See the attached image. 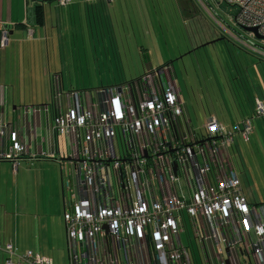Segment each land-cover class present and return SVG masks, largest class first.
Here are the masks:
<instances>
[{
  "label": "built area",
  "instance_id": "2783aa9c",
  "mask_svg": "<svg viewBox=\"0 0 264 264\" xmlns=\"http://www.w3.org/2000/svg\"><path fill=\"white\" fill-rule=\"evenodd\" d=\"M195 1L212 18L206 0ZM218 3L237 8L233 24L257 27L264 37V0ZM6 38L4 29L0 44ZM58 82L55 75L50 100L25 107L24 116L45 115L46 148L36 155L70 165L66 264H264V202L247 200L229 153L237 135L249 139L251 116L228 128L210 115L196 126L170 65L91 90ZM254 114L264 115L258 99ZM31 136L41 137L36 127ZM36 155L20 128L0 120V160L15 170ZM0 252L4 264H53L10 242H0Z\"/></svg>",
  "mask_w": 264,
  "mask_h": 264
},
{
  "label": "crops",
  "instance_id": "0c3cea01",
  "mask_svg": "<svg viewBox=\"0 0 264 264\" xmlns=\"http://www.w3.org/2000/svg\"><path fill=\"white\" fill-rule=\"evenodd\" d=\"M141 1V8L137 9L134 5L135 0H70V4L66 5H59L57 0L55 3L51 1L42 3L40 0H0V31L4 29L7 31L6 41L3 45L0 44V120L21 129V135L32 155H36L39 148H46L45 115L30 113L25 117L24 110L25 107L42 105L50 100V84L55 75H58V84L64 90L109 86L101 83L86 87L80 85L78 81L67 79L65 74L69 76V69L67 70L69 64L66 66L64 62H68V58L73 64L79 61L81 66L92 70L88 73L93 76L113 75V72L119 71L122 75L138 77L168 61L173 63L171 58H167L171 51L160 21L158 20L156 24L149 15L151 7L148 0ZM172 3L180 23L181 20L194 19L201 12L194 0H172ZM38 5L43 9L41 21L37 20ZM192 22L193 27L197 28L195 21ZM190 23L182 25L189 26ZM214 28L218 30L217 27ZM146 34L151 40H143ZM217 34V31L215 36L205 32L203 41L213 39ZM189 35L188 31V39L184 36V41L180 45L177 42L174 52L181 53V57L178 55L177 59L183 58L181 51L198 44L197 40L193 41ZM163 44L168 47L166 50ZM161 58L167 60L163 61ZM160 59L162 61H159ZM153 60L157 63L153 64ZM24 61L27 63H23ZM11 64L16 70L14 75H18L14 79L10 71ZM196 65L193 62L195 68ZM22 67L24 69L36 67L38 70L34 74L37 76L36 79L32 78L31 73H24L28 80L27 92L26 88L22 89L13 84L16 83L15 79L20 81ZM174 71L179 83L176 70ZM238 73L240 84L231 85L228 92L231 94L230 97L225 96L228 105L213 104L215 99L211 91L207 86L205 89L202 86L201 72L193 74L197 89L192 88V93L197 100L195 94H199L203 104L197 102L200 118L195 114L193 121L186 106L188 115L196 126L211 115L228 128L240 123L244 117L251 116L254 130L252 129V135L250 134L247 142L254 143L255 151L260 154L258 159L264 164V115L254 114L255 99L264 104V91L262 88L259 95L250 89V84L247 86L245 80L246 75L241 71ZM8 76L11 77L9 82L6 80ZM121 82L111 85H119ZM251 91L254 92V96L249 105L248 97ZM221 108L227 116L226 122L220 117ZM33 127H36L38 137L41 136L37 140L31 136ZM236 138L240 141L232 144V152L235 145L239 147V143L246 142L240 137ZM229 153L233 163L231 150ZM243 153L247 154L248 159L253 152L248 150ZM237 157H242V151H236ZM0 161V242L12 243L18 252L30 249L49 257L55 264V260L60 259L62 254L67 255L63 212L69 199L67 184L68 182L73 184L69 162L55 161L41 155L24 156L20 160L21 163L19 161L20 165L13 170L11 162ZM55 163L59 164V168ZM25 193H33L34 199H22ZM4 259L5 254L0 252V264H4ZM58 264H62L61 260H58Z\"/></svg>",
  "mask_w": 264,
  "mask_h": 264
},
{
  "label": "rangeland",
  "instance_id": "374dc122",
  "mask_svg": "<svg viewBox=\"0 0 264 264\" xmlns=\"http://www.w3.org/2000/svg\"><path fill=\"white\" fill-rule=\"evenodd\" d=\"M195 1V0H194ZM221 0H206L205 3L209 7H206L207 10L213 15L212 18L205 10L202 9V6L195 1V4L200 6L199 10L200 13L197 14L194 19H187V20H178V18L175 15V12L172 8V0H148V3L150 4L151 11L149 15H151L153 21L157 24L158 20L160 21L162 25V30L166 36L168 47L171 51V54H167V58H171L174 70H176L179 85L182 90L183 97L185 98L186 106L189 109V113L192 117V120L195 119V114L199 117L198 108H197V102L198 104L202 103V97L199 94H195V96L198 98H194L192 93V88L197 89L196 80L193 78V74H196L197 72H201V79H202V86L205 89V86L209 88V90L212 93V96L214 97L213 104H226L228 103L225 101V96L231 95L229 92V87L226 86V80L223 78V70L221 68L222 61L219 63L220 59V48H222V45L216 41L213 43L206 44L202 46V44L207 43L208 41L212 40H205L203 36L206 34H211V36H215V32L217 31L219 33L220 29L216 26L213 20H215L214 17H216L217 21L221 24L223 32L226 34V36L229 38L231 43H229V52L230 57L227 56L230 60L229 67L232 68L233 71H241L244 75H246V82L247 86L250 84V89H253L256 91L259 95L261 94V89L263 88L264 91V40L257 39L253 34H250V32L244 30L241 28V26H237L233 24V22L230 20L231 16H234L237 12V8L234 6H230L227 4H219ZM141 0H135L134 5L137 9L141 8ZM51 3H55V0L51 1ZM70 4V3H69ZM183 19V18H182ZM213 19V20H212ZM195 21L197 24V28L193 27V22ZM190 23L188 26H183L184 23ZM181 25L183 27V30H181ZM193 28H192V27ZM214 27H217L215 29ZM188 31L190 32L189 38H191L193 41L198 42L197 45L191 46L187 48L184 51H181L183 54L182 59H177L176 57L179 55L181 56V53L174 52L177 48V42L180 45L182 41H184V36L187 37ZM215 31V32H214ZM231 34L236 35L243 41H246L250 43L255 49V51H259L260 54L256 53L255 51H252L251 49H248L241 45L239 40H236ZM218 37H213V39H216ZM143 40H151V37L149 35L143 36ZM235 43V44H232ZM201 45L199 49L194 50L197 46ZM166 45L163 44V48L166 50L168 48ZM216 49V50H215ZM219 50V54H218ZM56 56L58 57L57 49L55 48ZM186 51V52H185ZM213 51L216 53H213ZM46 53V51H45ZM162 59V58H161ZM159 61H166L167 59H162ZM233 59L234 62L231 60ZM58 61V60H57ZM193 62H195L196 68L193 66ZM23 63H27V61H24ZM59 63V61H58ZM65 65L69 64V68L67 67V70L69 69L68 73L65 74V77L67 79L72 80L73 82L78 81L80 82V85L90 87V86H96L98 84H115L119 83L124 80H131L134 79L135 76L131 75H122L119 73V71L113 72V75L109 74H98V75H89L88 72L92 70H87L85 66H81L80 62L77 61L74 64L72 63V60L68 58V62H64ZM148 63V62H147ZM157 62L153 60V64H156ZM76 67H73V65ZM165 64V63H164ZM236 64V65H235ZM78 69V70H77ZM227 71L230 72V69L227 68ZM10 71L12 72V78L14 79L18 75H14L15 68L13 64L10 65ZM31 73L32 78L36 79L37 76L34 75L38 72V70L35 68L33 69H24L22 67V71L20 76V81L18 82L17 79H15L16 86H20L22 89H25L27 92V86H28V80L24 73ZM124 72V71H123ZM125 73V72H124ZM24 74V75H22ZM127 74V73H125ZM66 79V80H67ZM7 82L11 81V77L6 78ZM239 80V79H238ZM248 80V81H247ZM238 82V81H237ZM30 84H31V78H30ZM67 85V84H66ZM228 85L230 83L228 82ZM12 86V84H11ZM35 87V83L33 84ZM31 87V85H30ZM29 87V91L31 92L32 87ZM83 93L86 92V90H82ZM195 92V91H194ZM230 97V96H229ZM201 101V102H200ZM187 109V110H188ZM204 109V108H203ZM203 111V110H202ZM254 122V121H253ZM253 130H254V123H253ZM252 130V132H253ZM252 135V134H251ZM240 137V136H236ZM243 140V139H242ZM240 139L236 138L234 143L239 142ZM244 142V141H243ZM247 142V141H246ZM239 143L238 146H234L233 152L231 150V155L234 168L236 169L239 180L243 189V192L248 199V201L251 202H260L264 201V164L261 162V160L258 159L260 156L259 152L257 150L255 151L254 143L253 142H247V143ZM242 151V157L236 158V151ZM252 151L251 157L247 159V154L243 153L246 151ZM261 152V151H260ZM264 152V150H263ZM1 162V161H0ZM23 162V161H22ZM21 163V161H20ZM19 163V165H20ZM57 167L59 168V164L55 163ZM16 173V171L14 172ZM12 176V174H11ZM183 182V179H182ZM30 191V190H29ZM46 192H49V190H46ZM35 195L33 193L22 195V199H34ZM184 237V235H183ZM58 260H61L62 264L67 262V255H61L60 259L58 258L55 260V264H58Z\"/></svg>",
  "mask_w": 264,
  "mask_h": 264
},
{
  "label": "trees",
  "instance_id": "16d2710c",
  "mask_svg": "<svg viewBox=\"0 0 264 264\" xmlns=\"http://www.w3.org/2000/svg\"><path fill=\"white\" fill-rule=\"evenodd\" d=\"M36 13H37V20L41 21L43 19V9H42L41 5H38L36 7ZM0 35H1V31H0ZM218 35L222 38V39L218 40V42L222 45V48H220L221 55H220L219 63H220V61H222L221 68H222L223 74H224L223 78L226 80V86L230 87L231 85H235L236 83L240 84V80H238L239 79V73H238V71L237 72L233 71L232 68L229 67L231 62H230L229 58H227V56L231 58V56H230L231 54L229 52V47H228V45H229V43H231V41L226 36V34L224 32H222L221 30L219 31V33L217 34L216 37H218ZM232 44H235V43H232ZM200 47H201V45H199L196 48H194V50L199 49ZM213 53H215V52L213 51ZM218 54H219V50H218ZM225 54H227V56ZM231 60L234 62L233 59H231ZM164 65H170V66H172L174 68V65H173V63H171V61H168V63H165ZM164 65H162V66H164ZM162 66H160V67H162ZM226 67L230 69V72L227 71ZM157 69H159V67ZM141 76L142 75H140L138 77H135L134 79L140 78ZM134 79H131V80H134ZM131 80H129V81H131ZM228 82L230 83V85H228ZM121 83H123V82H121ZM253 96H254V92L251 91V93H250V95L248 97L249 105H251V101L253 100ZM219 112H220L221 119L224 122H226L227 121V116L223 112V108L219 109Z\"/></svg>",
  "mask_w": 264,
  "mask_h": 264
},
{
  "label": "water",
  "instance_id": "95a60500",
  "mask_svg": "<svg viewBox=\"0 0 264 264\" xmlns=\"http://www.w3.org/2000/svg\"><path fill=\"white\" fill-rule=\"evenodd\" d=\"M42 3L43 2H50V1H53V0H40ZM243 28L244 30L248 31V32H252L253 35L257 38V39H261V40H264V37L262 35H260L258 32H257V27H254V26H251V27H246V26H243L241 27ZM219 39H222L221 37L219 38H216V39H212L210 41H208L207 43L205 44H202V46L206 45V44H209V43H213V42H216L218 41ZM181 57V56H180ZM118 90H120V88H118Z\"/></svg>",
  "mask_w": 264,
  "mask_h": 264
},
{
  "label": "flooded vegetation",
  "instance_id": "af4514ba",
  "mask_svg": "<svg viewBox=\"0 0 264 264\" xmlns=\"http://www.w3.org/2000/svg\"><path fill=\"white\" fill-rule=\"evenodd\" d=\"M220 36L218 35V38H219ZM231 159V158H230ZM232 162V161H231ZM233 164V163H232ZM234 167V166H233Z\"/></svg>",
  "mask_w": 264,
  "mask_h": 264
}]
</instances>
